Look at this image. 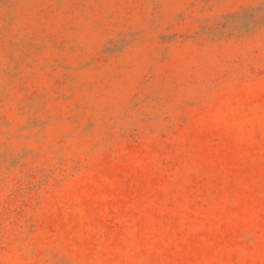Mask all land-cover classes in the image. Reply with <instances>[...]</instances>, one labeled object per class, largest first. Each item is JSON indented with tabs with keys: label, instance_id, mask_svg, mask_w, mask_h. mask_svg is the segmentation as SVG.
I'll return each instance as SVG.
<instances>
[{
	"label": "rangeland",
	"instance_id": "1",
	"mask_svg": "<svg viewBox=\"0 0 264 264\" xmlns=\"http://www.w3.org/2000/svg\"><path fill=\"white\" fill-rule=\"evenodd\" d=\"M0 264H264V0H0Z\"/></svg>",
	"mask_w": 264,
	"mask_h": 264
}]
</instances>
